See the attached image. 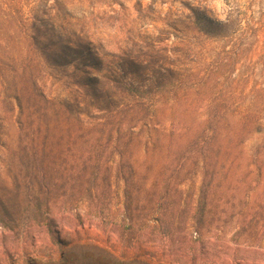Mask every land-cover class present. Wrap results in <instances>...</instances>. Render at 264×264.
Returning <instances> with one entry per match:
<instances>
[{
	"label": "rangeland",
	"instance_id": "1",
	"mask_svg": "<svg viewBox=\"0 0 264 264\" xmlns=\"http://www.w3.org/2000/svg\"><path fill=\"white\" fill-rule=\"evenodd\" d=\"M23 2L34 26L0 42V264H264V0ZM230 8L232 37L209 38ZM125 84L176 94L168 130L199 135L218 107L232 129L250 121L239 170H200L216 146L193 133L128 141L87 119L127 103Z\"/></svg>",
	"mask_w": 264,
	"mask_h": 264
},
{
	"label": "trees",
	"instance_id": "2",
	"mask_svg": "<svg viewBox=\"0 0 264 264\" xmlns=\"http://www.w3.org/2000/svg\"><path fill=\"white\" fill-rule=\"evenodd\" d=\"M23 1L26 0H0V42H4L2 38V33L7 30H12V28H19V26H25L31 29L34 24L30 21L31 17L24 18L22 13L23 9L26 8L29 13L33 11V4H25ZM4 2V3H3ZM232 13V8L229 9V16L227 20L220 23H214V28L212 30H207V36L211 39H230L234 34L233 21L230 19V14ZM13 31V30H12ZM35 31V30H34ZM24 35V36H23ZM22 42L27 44L29 47L31 44L36 42V34L32 30L29 32H23ZM27 46V47H28ZM30 49L28 50V52ZM213 70H207V72L215 74L217 67L212 68ZM24 70V69H22ZM2 72V70H0ZM165 72L174 74L173 71L166 69ZM165 78L163 77V81ZM211 79L209 74L206 75L205 80H200L196 85L198 88H204L203 90L208 91L211 86ZM169 86L174 87L176 84H180L181 81L178 76H172L171 79L167 81ZM165 84V83H164ZM160 85V83H159ZM120 85L119 95L128 99L127 103L112 105L106 104L104 107H96L98 111H101L103 115L90 116L87 114V119L94 121L107 119L113 123H118L122 127L123 137L125 140L132 141L137 140L146 135L151 137L152 135H160L163 137L177 136L181 138L185 134H192L203 141L204 144L208 146H216V151L212 152L211 149L206 150V155L204 162L199 167L200 170L213 172L214 175H218L221 172H226L227 174H234L239 170V164L237 160V154L235 151L240 152V145L243 143L241 138L247 128L251 127V122L240 123L238 128L232 129L228 124L222 123L224 110L221 111L220 107L215 108L214 111H208L206 125L203 126L202 130L195 132L192 128L178 127L166 129L163 125L156 124L158 118V112L160 110L169 109L164 106V102L168 100H175V95L172 98L166 94L169 91L165 90V94L157 91V87H148L146 89L133 84ZM163 86V85H160ZM19 107H22V102L18 100ZM161 111V113L163 112ZM81 113L77 112L73 116V121L78 124H82L83 120L80 118ZM39 132L33 133L31 140L34 142L39 141ZM176 134V135H175ZM197 135V136H196ZM212 152V155L210 153ZM252 165V164H251ZM172 164L163 163L161 168L166 172L171 170ZM172 168L178 171L184 170L182 164L177 166H172ZM259 174H264V164L255 166V169ZM81 177H87L88 180L90 175L81 173Z\"/></svg>",
	"mask_w": 264,
	"mask_h": 264
}]
</instances>
